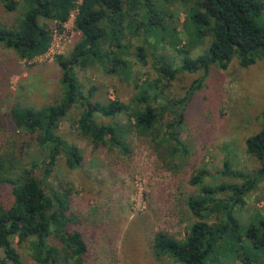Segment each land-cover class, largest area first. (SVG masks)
Masks as SVG:
<instances>
[{"label":"rangeland","instance_id":"obj_1","mask_svg":"<svg viewBox=\"0 0 264 264\" xmlns=\"http://www.w3.org/2000/svg\"><path fill=\"white\" fill-rule=\"evenodd\" d=\"M135 6L137 10L130 12L139 13L134 26L128 27L130 20H124L118 40L114 33L101 40L103 57L93 65L76 69L85 93L97 88L94 101L119 99L130 103L138 94L136 86L143 81L159 80L167 84L159 67H180L184 56L179 50L183 46L193 58L208 51L211 39H199L190 21L195 11L194 1L140 0ZM148 9L157 11L163 24L149 32L143 28L136 32L134 28L139 22H146ZM20 14L19 9L6 13L0 1V22L13 25ZM75 16L58 32L53 22L41 19V23L47 22L55 31L53 46L42 57L22 61L0 46V137L23 163L45 161L49 150L19 132L7 115L14 105L38 109L60 100L62 69L56 57L69 55L81 35L75 28ZM258 23L264 26V11ZM118 43L122 45L120 48L116 46ZM140 47L145 50V61L140 60ZM112 53L127 60L128 66L108 73L112 65L104 56ZM199 78L204 79L202 87L193 93L183 122L175 128L184 152H178V147L163 140L165 127L158 128L153 135L132 127L118 135L120 140H125L126 150L110 143L94 150L77 127L82 112L79 106L73 107L61 121L56 132L82 149L84 162L81 167L71 169L66 157H60L48 183L70 184L72 209L77 215L71 230L80 232L88 244L87 264H174L157 252L154 236L157 232L177 239L187 236L197 222L187 207L189 196L199 194L202 184L213 187L240 184L237 178L225 174L226 162L233 172L254 173L261 167L248 154L246 140L264 124V60L243 68L234 58L226 70L213 66L207 73L179 74L166 87L159 105L164 107V99L185 97ZM170 112L165 115L166 123L175 120ZM97 123L111 121L97 115ZM126 123L125 116L119 118V124L126 126ZM202 170L206 172L205 178L194 186L191 180ZM2 193L6 195L7 189ZM229 196L227 193L226 197ZM234 216L239 222L235 239L222 238L209 264H242V259L248 258L252 264H264V250L254 248L247 238L248 229L258 227L264 220V177L244 195ZM212 217V221L217 220L216 216ZM17 244L23 264H37L32 259L30 245Z\"/></svg>","mask_w":264,"mask_h":264},{"label":"trees","instance_id":"obj_2","mask_svg":"<svg viewBox=\"0 0 264 264\" xmlns=\"http://www.w3.org/2000/svg\"><path fill=\"white\" fill-rule=\"evenodd\" d=\"M0 1L6 13L18 9L21 12L13 25L0 22V46L12 51L22 61L44 56L51 48L56 30L47 22L41 23V19L53 22L58 31H63L77 11L75 28L81 34L69 55L56 57L62 69L63 94L60 100L38 109L14 105L7 115L19 132L29 135L39 147L49 150V155L42 162L23 163L15 151L5 147L0 137V247L3 249L0 264H23L16 242L18 246L30 245L32 259L37 264H87L88 244L80 232L71 230L72 224L77 222V215L72 209L70 184L54 186L48 183L60 157H66L71 169L81 167L84 162L82 149L56 132L61 121L67 118L73 107L79 106L82 112L77 127L94 150L108 143L126 150L125 140H120L118 135L132 127L150 135L165 127L167 131L163 140L178 147V152H184L185 147L179 141L175 128L183 122L192 95L202 87L204 79L196 80L185 97L164 99V107L159 105V100L179 74L207 73L213 66L226 70L234 58L243 68L264 60V26L258 23L264 3L262 0H180L194 1L195 11L190 21L199 39H211L208 51L193 58L190 50L183 46L179 50L184 56L180 67H159L161 76L167 80L166 85L159 80H145L136 86L138 94L130 103L119 99H108L104 103L94 101L97 88L85 93L76 69H84L103 57L101 40L108 38L110 33H114L118 40L124 20H130L128 27L134 26L139 13L132 15L130 12L137 10L135 5L140 0ZM146 13V22H139L134 28L136 32L141 28L149 32L163 24L157 11L148 9ZM116 46L120 48L122 45L118 43ZM104 57L112 65L108 73H116V68L128 66V61L116 53ZM139 57L142 61L147 58L143 47L139 48ZM168 111L174 114L172 123L165 121ZM97 115L109 118L111 123H97ZM122 116L126 118V126L119 124ZM246 150L261 163V167L254 173L233 172L226 162L225 174L241 183H225L216 187L202 184L200 193L187 199L188 210L197 222L184 239L157 232L154 236L157 252L170 258L174 264H209L215 256V246L222 238L226 241L235 239L239 223L234 216L235 209L242 204L244 195L251 191L256 181L264 177V124L258 133L247 138ZM205 174L204 170L198 172L193 176L192 184H201ZM4 189H7L6 195L2 193ZM227 193H230L229 197H226ZM212 216L217 220L212 221ZM247 238L254 248L264 250V220L258 227L248 229ZM242 264L252 262L249 258L242 259Z\"/></svg>","mask_w":264,"mask_h":264},{"label":"built area","instance_id":"obj_3","mask_svg":"<svg viewBox=\"0 0 264 264\" xmlns=\"http://www.w3.org/2000/svg\"><path fill=\"white\" fill-rule=\"evenodd\" d=\"M80 2H81V0H80ZM74 14L77 15V11H75V12L72 14V17L74 16ZM72 17H71V18H72ZM75 18H76V16H75ZM70 20H71V19H70ZM70 20H69V21H70ZM74 22H75V20H74ZM56 31L58 32L57 29H56ZM54 37H55V35H54ZM53 40H54V39H53ZM52 46H53V43H52V45H51V48H52ZM51 48L49 49L48 53L50 52ZM48 53H47V54H48ZM45 55H46V54H45ZM41 57H42V56H41Z\"/></svg>","mask_w":264,"mask_h":264}]
</instances>
